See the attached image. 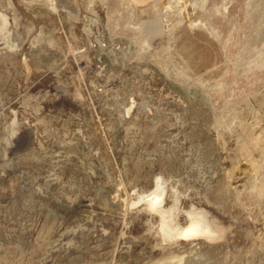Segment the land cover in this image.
Here are the masks:
<instances>
[{
    "label": "rangeland",
    "instance_id": "rangeland-1",
    "mask_svg": "<svg viewBox=\"0 0 264 264\" xmlns=\"http://www.w3.org/2000/svg\"><path fill=\"white\" fill-rule=\"evenodd\" d=\"M0 264H264V0H0Z\"/></svg>",
    "mask_w": 264,
    "mask_h": 264
},
{
    "label": "bare ground",
    "instance_id": "bare-ground-1",
    "mask_svg": "<svg viewBox=\"0 0 264 264\" xmlns=\"http://www.w3.org/2000/svg\"><path fill=\"white\" fill-rule=\"evenodd\" d=\"M158 191H159V190H158ZM155 193H156V192H155ZM151 194H152V193H151ZM159 195H160V194H159ZM152 196H153V195H152ZM151 198H152V197H151ZM152 200H153V199H152ZM157 209H158V208H157ZM195 218H196V217H195ZM201 220H202V219H201ZM202 221H203V220H202ZM208 221H209V220H208ZM208 221H207V222H208ZM209 223H210V222H209ZM170 224H171V223H170ZM202 224H203V223H202ZM204 224H205V223H204ZM196 225H197V224H196ZM165 226H167V225L165 224ZM170 226H171V225H170ZM182 227H183V226H182ZM185 228L187 229V227H185ZM190 228H191V227H189V229H190ZM202 228H203V227H202ZM172 229H174V228H172ZM172 229H171V230H172ZM167 230H168V229H167ZM172 233H173V232H172ZM188 233H189V232H188ZM188 233H187V234H188ZM189 234H190V233H189ZM173 235H175V233H174ZM175 237H176V235H175Z\"/></svg>",
    "mask_w": 264,
    "mask_h": 264
}]
</instances>
